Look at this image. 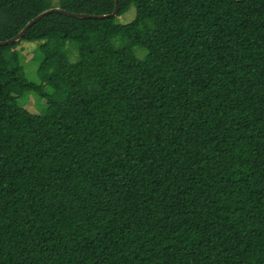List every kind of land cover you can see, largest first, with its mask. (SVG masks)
<instances>
[{
    "label": "trees",
    "instance_id": "1",
    "mask_svg": "<svg viewBox=\"0 0 264 264\" xmlns=\"http://www.w3.org/2000/svg\"><path fill=\"white\" fill-rule=\"evenodd\" d=\"M114 3L0 0V41ZM0 264H264V0H118L0 46Z\"/></svg>",
    "mask_w": 264,
    "mask_h": 264
},
{
    "label": "rangeland",
    "instance_id": "2",
    "mask_svg": "<svg viewBox=\"0 0 264 264\" xmlns=\"http://www.w3.org/2000/svg\"><path fill=\"white\" fill-rule=\"evenodd\" d=\"M135 16V10L131 8L126 14L117 17V22L126 24L129 23ZM38 43L20 42L17 50L23 58V72L25 77L30 81H37V68L41 62V55L37 52ZM21 107L32 114L49 115L51 112L45 108V102L38 100L35 96L24 94L18 99Z\"/></svg>",
    "mask_w": 264,
    "mask_h": 264
},
{
    "label": "water",
    "instance_id": "3",
    "mask_svg": "<svg viewBox=\"0 0 264 264\" xmlns=\"http://www.w3.org/2000/svg\"><path fill=\"white\" fill-rule=\"evenodd\" d=\"M51 13L63 14V15H66V16H69V17L78 18V19H104V18H111V17H116L117 16V13H118V0H115L113 12L111 14H109V15H103V16L88 15V14H81V13H73V12L65 11V10H62V9H59V8H52V9L46 10V11L40 13L39 15H37L31 21H29L25 25V27L15 37H13V38H11V39H9L7 41H0V46L12 44V43H14L16 41H19L23 37V35L26 33V31L33 24H35L43 16H45L47 14H51Z\"/></svg>",
    "mask_w": 264,
    "mask_h": 264
}]
</instances>
